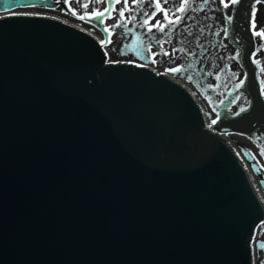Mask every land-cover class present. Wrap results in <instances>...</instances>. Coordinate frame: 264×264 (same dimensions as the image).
<instances>
[{"label": "water", "instance_id": "1", "mask_svg": "<svg viewBox=\"0 0 264 264\" xmlns=\"http://www.w3.org/2000/svg\"><path fill=\"white\" fill-rule=\"evenodd\" d=\"M22 3L55 6L0 0V264H254L264 207L220 139L264 122L247 52L252 117L214 124L170 77L4 10Z\"/></svg>", "mask_w": 264, "mask_h": 264}, {"label": "rangeland", "instance_id": "2", "mask_svg": "<svg viewBox=\"0 0 264 264\" xmlns=\"http://www.w3.org/2000/svg\"><path fill=\"white\" fill-rule=\"evenodd\" d=\"M53 2L56 3V0H53ZM85 2V0H67V3H65V0H60V3L51 9V10H45L42 8H33L31 10L37 11V12H46L45 15H51L57 19H62L64 21H68L71 23V25H74L76 27H80L82 29H87L90 33H94L97 36H100L99 31L97 28L93 27V23L85 20L90 17H86L84 20L79 19L78 17L83 14L84 11H87L89 14L92 12V9L94 7L100 8L101 10L106 5V0H102L101 3L95 4V3H89V8L87 10H84L82 8V3ZM181 2V0H177V5ZM202 0H193V5L189 4L188 9L191 7L194 9L189 10L187 12V15L185 19L176 25L174 28L170 38L167 39V41L164 43L163 48L161 49L160 46H155L152 48V52L155 54L158 51L164 52L167 51L170 55H155V62L153 60L151 63H149V67L156 71V72H163L167 74H172L173 77L180 83H183L184 85L188 86L191 89V92L200 100L202 105L204 106L205 111L207 112L208 116L210 118L214 117V101L213 100L216 97V93L218 89V85L215 84V76L217 74H220L223 76L220 81L223 83V89L228 88V84L230 82L232 84H237L240 81L242 71L239 68V64L237 63V60L235 58L236 64L233 62L231 53L233 50L232 46L227 44V41L224 40L225 46L221 48L220 50H217L215 46H206L205 50L210 53L213 57V65L210 66L211 60L208 61L207 66L204 68L203 71L210 72L208 80H201L203 79L201 76H191L193 79L188 80L185 76H179L172 73L170 69H172L176 65H184L186 61L194 55L195 51L199 49V46L205 47L206 39L202 38L200 34H208L207 38H210L212 31L215 28L220 29L218 40L221 39V30L224 26L225 20L227 19L229 15V10L225 9L223 7V4L221 3V0H214L211 4V0H209L208 7L203 12H196L195 8L198 4H200ZM227 2V0H225ZM247 2V1H246ZM244 2V3H246ZM243 3V4H244ZM129 7L132 8L131 12H126L125 16H132L133 19L131 22L127 23L128 26H130L133 23H136V19H138L140 16H142V9L145 7H148L147 0H142V3L139 7H132L133 0H128ZM123 7V0H120V3H118L117 6V12L115 15L110 18L109 20H106L107 25H112L116 22V18H118V10ZM165 7H168V5H165ZM257 12H256V30L259 31L260 27L264 25V8L260 5H256ZM149 12L153 11L152 8L148 7ZM75 11L76 15H73L72 12ZM251 12L250 10H248ZM163 14H160L159 16L155 17V19L159 20ZM187 16H190L191 19H187ZM193 17V18H192ZM93 19V18H92ZM197 21V22H196ZM153 22V21H152ZM69 23V24H70ZM154 25V23H153ZM168 29H165V32H167ZM112 39V38H111ZM114 41L109 43L107 46V55L109 61H131V57L129 55H125L121 51V43L123 42V39L121 36H118L117 38H114ZM254 43L257 45L264 44V39H262L260 36H255ZM241 56V52L237 54V56ZM256 59L260 60L261 63L258 64L256 60H254L258 66V83L263 87L262 89V96L264 97V74H261L260 67H264V50H261L258 54ZM211 67V68H210ZM244 97L247 98V94L245 91H243ZM231 114L232 111H229ZM262 134V133H259ZM235 138V136H233ZM264 137V136H262ZM260 138V137H258ZM254 139V141H258L259 139ZM238 141H244L246 143H240L241 144V150L245 151L247 154L250 155L252 161H247L243 156L244 160L247 161L249 165H252V163L257 167V170L253 172L252 169H249L251 173L256 177L259 185H260V191L264 194V157L260 154V150L264 148V145L259 144L257 142L256 144L247 141V140H241L239 138H236ZM259 145H261L259 147ZM238 150H240L238 148ZM239 153V151H238ZM242 155V154H241ZM250 167V166H249ZM257 186V184H256ZM256 240L258 241H264V222L259 226L257 229ZM253 262L254 264H260V261L264 259V252H261L259 254V258L256 257V250L255 246L253 249Z\"/></svg>", "mask_w": 264, "mask_h": 264}, {"label": "snow or ice", "instance_id": "3", "mask_svg": "<svg viewBox=\"0 0 264 264\" xmlns=\"http://www.w3.org/2000/svg\"><path fill=\"white\" fill-rule=\"evenodd\" d=\"M95 3L99 4L102 2V0H85V2L82 3V8L84 10H87L89 8V3ZM148 7L153 8L154 10L149 12L148 7H145L142 9V17H141V26L147 27L148 32H152L153 29H156L160 33L164 35L163 40H158L157 37L153 36L152 39L155 40L160 48H163L164 43L167 41L168 38H170L174 28L176 25L181 23L189 11L187 5L189 3V0H181V2L177 5V0H147ZM56 3L59 4L60 0H56ZM65 3H67V0H65ZM120 3V0H108V4L106 7H103L101 10L100 8L94 7L92 9V12L89 14L87 11H84L82 15H80L78 18L81 20H84L86 17L90 18H96V24H93V27H97V25H103V27L100 29L102 32L106 33L108 35V39L101 41L102 46H106L107 44L111 43V35L114 29L126 27L127 23L131 22L133 17L132 16H125L126 12H131L132 8L129 7L128 0H123V7H121L118 10V18H116V22L112 25H107L105 22L107 19L113 18L112 13L117 12V9L115 7L116 4ZM142 3V0H133L132 7H139ZM221 3L223 4V7L225 9L229 8V3L225 2V0H221ZM230 3L235 5L240 3V0H230ZM264 3V0H254L252 11L250 13V31L253 32V35L260 36L262 39H264V25H262L259 29V31L256 30V12L257 8L256 5ZM165 5H168V7H165ZM36 5L31 3H22V4H15L12 7L4 8L7 12H14L17 8H27V7H35ZM194 11V9H192ZM163 13V16L161 19L156 20V23L150 24V21L155 19V17L159 13ZM73 15H76V12H72ZM107 14V15H106ZM187 19H191L190 16H187ZM232 17L228 16L227 20L230 23ZM168 29L167 32H165V29ZM130 31V29H129ZM264 50V44L257 45L254 52L251 54L252 58L256 60L258 64L261 63L260 60L256 59L257 54ZM170 55L167 51L164 52H157L154 55ZM155 62V60H153ZM139 66V65H137ZM173 72L179 73L181 71L180 68H172L170 69ZM261 74H264V67H260ZM241 111H244L243 108H241ZM215 123V121H213ZM260 154L264 155V148H261ZM264 183V182H262ZM250 249L255 246L256 250V257L259 258V254L261 252H264V241H258L255 237H251L249 240ZM260 264H264V259L260 261Z\"/></svg>", "mask_w": 264, "mask_h": 264}, {"label": "flooded vegetation", "instance_id": "4", "mask_svg": "<svg viewBox=\"0 0 264 264\" xmlns=\"http://www.w3.org/2000/svg\"><path fill=\"white\" fill-rule=\"evenodd\" d=\"M211 4L213 3L214 0H211ZM189 4L192 5V7H194L193 5V0H189V3L187 5V7H189ZM209 0H202V2L200 4H198L195 8L196 12H203L209 5ZM118 6V4L116 5V7ZM193 8H189V10H192ZM158 16V15H157ZM156 16V17H157ZM141 17L140 16L138 19H136V23L131 24L130 26H126V27H121V28H116L115 30H113V37L117 38L118 36H121V38L123 39V42L121 43V49L123 50V46L128 43L131 39V31H134L141 39L144 49L146 51L147 56L150 58V60L152 61L155 58L154 53L152 52V48L155 46H159L158 43L152 39L153 36L157 37L158 40H163L164 39V35L162 33H160L159 31H157L156 29H153L152 32H148L147 31V27H142L141 26ZM193 18V17H192ZM157 19H153L150 21V24H155ZM153 21V22H152ZM197 22V21H196ZM225 23H227V19L225 20ZM130 29V31H129ZM132 29V30H131ZM221 38L224 42V40L227 41V44L229 43L227 39V31L225 30V27L222 28L221 30ZM219 33H220V29L215 28L212 33L210 38L208 37V34H200L202 38H205L207 41L205 43V47L199 46V49L197 51H195L194 55H192L184 65H176L173 68H180L181 71L179 73H176L179 76H183L185 74L186 78L188 80L193 79L191 76H201L203 77V80H208V78H210V72L208 71H203L204 68L207 66V63L209 60H211V64L210 66L213 65V57L210 53H208L205 48L206 46H215L217 48V50L221 51L220 46L217 44L218 42V37H219ZM114 41V39H113ZM112 41V42H113ZM230 46H232L231 44H229ZM232 53H231V57L232 60L234 61V48L232 47ZM128 55V54H127ZM130 56V55H129ZM211 68V67H210ZM221 78H223L222 75L217 74L215 76V84L218 85V87L220 89H218L217 93H216V97L213 99L214 101V106L213 107H219L220 110L223 111H232L234 112H238L241 110V108L246 107L245 104H247L246 99L243 100L245 97L242 92V88L239 84H232L230 82V84H228V88L227 89H223V83L221 80ZM262 130V129H261ZM260 133L264 134V129L262 131H260ZM264 157V155H263Z\"/></svg>", "mask_w": 264, "mask_h": 264}, {"label": "bare ground", "instance_id": "5", "mask_svg": "<svg viewBox=\"0 0 264 264\" xmlns=\"http://www.w3.org/2000/svg\"><path fill=\"white\" fill-rule=\"evenodd\" d=\"M251 1V2H250ZM254 0H248L242 7L233 10L231 12V10H229V14H232V19H233V23H224L223 28L225 27V30L227 31V39L229 44L232 45V47L234 48L235 52H234V59H238L239 56H237L236 54L239 53V51H241V49L245 48L247 45L252 44V42L250 41L247 31L246 30V24H247V20L249 19V14H248V9L251 5V3L253 4ZM15 12H22V13H39V14H47L46 12H37V11H33L31 9H25V10H16ZM67 23H70L68 21H66ZM71 24V23H70ZM241 25V26H239ZM92 35L99 41L101 40V36H97L96 34L92 33ZM217 44L220 46V48L224 47L225 44L223 42V40L221 39L220 41L218 40ZM248 47V46H247ZM235 64L236 62L233 61ZM237 63L239 64V59L237 60ZM243 65V62H241ZM240 65V64H239ZM241 71L246 72V70L244 69V65L243 67H241ZM243 72V73H244ZM250 79H251V83H254L255 78H256V73L254 69H251L250 71ZM175 81V80H174ZM178 82V81H175ZM181 84L194 98L195 102L197 103L199 109L202 111L203 113V118L204 120H211L210 117H208L207 112L204 109V106L202 105V103L200 102V100L191 92V89L184 85L183 83H179ZM254 85V84H253ZM248 98V97H247ZM247 98L245 97L243 100L246 99L247 104H245L247 107L249 106ZM261 113V114H260ZM235 114V113H234ZM259 114L260 115H264V109L263 108H259ZM209 118V119H208ZM221 120H228L226 117H222ZM264 129V122H261L259 125H256L254 128V131L256 132V136L259 133V131H262ZM216 132V130H214ZM217 135V134H216ZM240 135H246V137H240ZM249 135V136H248ZM235 136V138L233 137ZM231 135V136H221L220 139H223L224 142L228 145V147L235 153L237 154V156L240 158V161L243 165V169H245L244 171L246 172V175L248 177V180L251 182V184H253L256 193L258 194V197L260 199L261 205L262 207H264V194L260 191L258 185L257 184V179L256 177L251 173V171L249 170V164L244 160V158L241 155V144L246 143L244 141H238L236 138L239 137V139L241 140H247L250 141L254 144H256L259 141H254L253 142V136L250 135V133H246V134H236V135ZM241 143V144H240ZM264 143V138L262 141L259 142V144ZM238 148L240 150H238ZM239 151V153H238ZM254 249V247H253Z\"/></svg>", "mask_w": 264, "mask_h": 264}]
</instances>
